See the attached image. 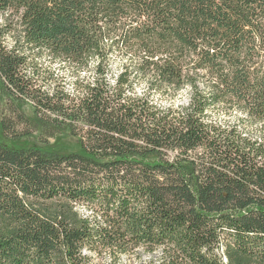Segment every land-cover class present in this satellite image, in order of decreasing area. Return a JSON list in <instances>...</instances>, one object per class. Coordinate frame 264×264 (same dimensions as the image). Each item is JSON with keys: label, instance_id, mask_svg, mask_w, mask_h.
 I'll list each match as a JSON object with an SVG mask.
<instances>
[{"label": "trees", "instance_id": "trees-1", "mask_svg": "<svg viewBox=\"0 0 264 264\" xmlns=\"http://www.w3.org/2000/svg\"><path fill=\"white\" fill-rule=\"evenodd\" d=\"M0 18V264H264V0H0Z\"/></svg>", "mask_w": 264, "mask_h": 264}, {"label": "rangeland", "instance_id": "rangeland-1", "mask_svg": "<svg viewBox=\"0 0 264 264\" xmlns=\"http://www.w3.org/2000/svg\"><path fill=\"white\" fill-rule=\"evenodd\" d=\"M3 22V19L0 18V24ZM16 34H7L6 36V44L12 45L13 39L16 37ZM55 69H58V64H53ZM188 91L189 88L185 87L178 91L176 95L171 99V102L174 105L184 104L188 99ZM223 119H228L224 117ZM27 142L25 144L33 143ZM50 145H57L61 148H67L72 150L78 149V141L75 139H71L66 136L64 133L56 135L54 138L50 140ZM87 209H81V212H85ZM160 257V249H156L153 252H148L144 248H136L134 251H130L124 254L113 255L108 251H103L101 254H93V264H153L156 263L158 258Z\"/></svg>", "mask_w": 264, "mask_h": 264}]
</instances>
